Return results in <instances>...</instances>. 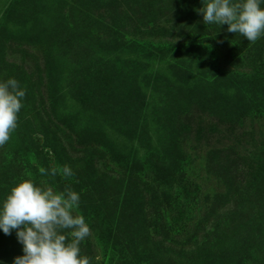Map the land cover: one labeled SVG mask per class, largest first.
I'll use <instances>...</instances> for the list:
<instances>
[{
	"label": "rangeland",
	"instance_id": "1",
	"mask_svg": "<svg viewBox=\"0 0 264 264\" xmlns=\"http://www.w3.org/2000/svg\"><path fill=\"white\" fill-rule=\"evenodd\" d=\"M186 1L0 0V82L14 78L26 90L17 127L0 147V202L26 173L60 191L59 171L39 169L50 173L62 160L58 170H73L79 212L91 229L79 245L91 264L112 262L111 234L97 235L110 221L93 204L99 194L116 193L128 205L127 224L110 228L130 237L137 264H161L154 242L176 264L178 252L228 229L238 192L264 170V36L250 43L227 24H205L199 12L192 25ZM196 93L212 112L193 114L188 101ZM155 148L163 170L152 168ZM129 182L145 203L130 201ZM19 255L15 230H0V264Z\"/></svg>",
	"mask_w": 264,
	"mask_h": 264
},
{
	"label": "clouds",
	"instance_id": "2",
	"mask_svg": "<svg viewBox=\"0 0 264 264\" xmlns=\"http://www.w3.org/2000/svg\"><path fill=\"white\" fill-rule=\"evenodd\" d=\"M264 0H204L197 11L203 13L205 24H227L231 33L242 35L250 43L264 36ZM26 90L14 78L0 82V147L9 140L17 127V114L22 108ZM74 176L69 166L49 173L41 167V175ZM27 179L15 183L0 202V230L5 235L16 232L23 246V255L12 264H91L80 255L82 241L92 235L85 218L79 212L80 195L66 185L58 191L46 181L37 185ZM69 236L71 237L69 241Z\"/></svg>",
	"mask_w": 264,
	"mask_h": 264
},
{
	"label": "trees",
	"instance_id": "3",
	"mask_svg": "<svg viewBox=\"0 0 264 264\" xmlns=\"http://www.w3.org/2000/svg\"><path fill=\"white\" fill-rule=\"evenodd\" d=\"M118 5L119 4H107V6L112 7L111 10L116 13L122 12L119 11L120 8H118ZM198 5V0H188L186 1L184 6L186 14L188 16L187 19L190 20V23L192 25L196 24L195 15L197 12H199L197 11ZM95 6H97V4L93 5L92 7ZM86 18H88V16ZM106 45L109 48V44L105 43V48ZM105 66H108L107 63L105 64ZM2 72L3 71H0V74ZM24 82H26V80H24ZM172 97L173 98H169L168 100V109L171 106H174L173 103L176 96ZM190 102L193 103L192 107L194 106L193 114H195V112L197 114H204L213 111V108L209 104V100H207V98L204 96H200L199 93L194 94L193 100L188 101V103ZM181 108L182 106L180 107V109ZM181 111L184 112L185 115H187V106H184ZM191 114L192 113L188 114V119L191 118ZM174 131L175 128L167 127V132L169 133V135L171 133L174 134ZM84 132L85 130H82L81 136ZM162 137H164V134L162 135ZM160 153L161 152L158 148H155L152 152L153 170L158 168L159 166L161 167L162 165V170L165 168V165L163 164L164 159L163 156L160 155ZM90 163L91 160L86 161V165L91 168L92 166ZM61 165L62 160H58V162L56 163V169H58ZM97 177L98 176L96 175V178ZM72 182L73 181L70 178H65L62 176L61 181L57 183V187H59L58 189L60 191L63 190L66 185L70 186L73 189L74 185ZM131 192L134 193V196L130 199V201L137 200L142 204L145 203V196L143 195L142 189H140L133 182H129L128 185H126V193L128 194V196ZM120 202L117 198L116 193L106 191L99 194V198L94 200L93 204L97 207V209H102L110 218V221L108 222L109 226L104 225L102 228L106 229H98L99 232L97 233V235L101 236L102 234H104V232H109V234H111V239L113 240L110 241V239H108L109 242L107 244L109 248L111 247V250L109 251V255L112 256L111 264H137L136 261L133 260L136 256L131 253L132 245L129 244L130 237H125L121 240L119 236V230L111 231L110 228L113 222H122L127 224V220H129L130 213L126 210L128 205L125 204L126 207H123ZM124 203L125 202H123V204ZM246 208L252 211L251 214L245 213L244 210ZM230 220L231 224L229 225L228 229L218 233L211 243L205 244L191 252H178V261L176 262V264H231L230 260L236 257V260H233V264H244L245 258H250L256 261L258 264H264V170L257 172L253 176L251 181L248 182L244 187H242L238 192L237 198L235 200V209L230 215ZM247 225H250V228H247ZM93 228H96V225H94ZM97 228H99V226H97ZM243 233L246 237L245 239ZM234 237H238V240L232 241ZM240 237L243 238L244 241L240 242L242 240ZM147 241L148 240H144V243H146ZM231 242H235V244L230 245ZM149 244H151L150 240ZM138 246L141 245L138 244ZM229 247L232 248V251H234V249L236 248V251L233 255H226V251H230ZM168 251L169 250L159 244V242H154L152 255L153 257L157 256L156 261H158L159 263L172 264V260L169 257L166 258L165 256H163Z\"/></svg>",
	"mask_w": 264,
	"mask_h": 264
}]
</instances>
